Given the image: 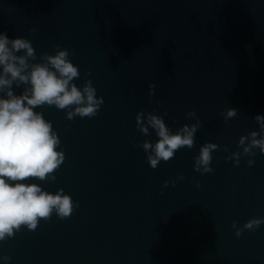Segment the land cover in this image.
<instances>
[{
	"label": "clouds",
	"instance_id": "clouds-1",
	"mask_svg": "<svg viewBox=\"0 0 264 264\" xmlns=\"http://www.w3.org/2000/svg\"><path fill=\"white\" fill-rule=\"evenodd\" d=\"M31 31L35 32V29ZM55 47L59 48V45ZM21 50H25L26 54H15ZM72 54L66 48L55 55L44 53L42 59L46 63L29 65L28 59L36 58L31 42L24 38L9 40L6 34L0 33V91L6 87L9 89L7 98H0V242L13 238L22 227L29 231L36 230L40 221L49 220L53 213L60 220L69 219L79 207L63 189L52 194L36 183H23L29 178L55 181L54 173L65 160L64 151L57 150L61 141L52 123L40 112L34 111L35 108L55 106L58 110H67L66 119L73 120L77 116L95 117L104 104L103 97L97 98V90L91 79L86 80L82 88L72 83L80 77L79 67L69 59ZM17 81L30 83L31 87L22 95H15L11 86ZM154 95L155 85L150 84V101ZM166 115V111L163 115H157L141 110L135 116L136 128L140 133L147 136L151 128L158 137L154 144L147 140L138 143L147 154V163L152 169H156L161 161L173 159L181 148L191 149L195 143V133L201 126L196 112L189 111L186 118L195 119L196 123L183 125L173 133L165 124L163 117ZM236 115L235 109H229L225 121ZM255 120L264 133V116L256 115ZM258 135L252 131L248 136H241L237 147L242 151L234 152L225 159L232 160L234 166L238 167L242 156L255 157L257 149L264 154V136L257 138ZM218 150L215 143L202 146L199 155L194 157V171L201 175L212 173V153ZM224 151L227 152L228 148L225 147ZM255 163L254 159L247 160L248 167ZM177 179L183 180L184 176L180 175ZM169 184L175 186V181L166 180L163 187ZM196 186L200 187L198 181ZM262 224L264 217L254 216L240 227L233 221L231 228L240 238L245 230L255 232ZM4 259L10 257L5 256Z\"/></svg>",
	"mask_w": 264,
	"mask_h": 264
}]
</instances>
